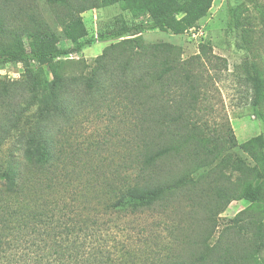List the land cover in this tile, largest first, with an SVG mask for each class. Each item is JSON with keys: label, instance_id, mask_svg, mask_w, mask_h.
Returning <instances> with one entry per match:
<instances>
[{"label": "rangeland", "instance_id": "1", "mask_svg": "<svg viewBox=\"0 0 264 264\" xmlns=\"http://www.w3.org/2000/svg\"><path fill=\"white\" fill-rule=\"evenodd\" d=\"M235 9L241 19L238 28H232ZM59 11L47 0H0V52L15 49L14 33L34 27L33 19L60 35V47H73L61 34ZM80 17L87 37L116 24L149 19L147 13L135 14L120 4L89 8ZM198 29L195 36L190 31H142L146 44L173 45L167 62L162 54L142 65L117 61L113 74L92 91L72 81V114L51 115L45 121L61 163L55 169L60 177L67 181L73 169L84 175L94 167L111 175L120 164L132 163L143 139L146 126L137 115L136 98L141 97L145 110L159 114L162 127L171 123L166 113L174 109L173 98L182 100L175 102L184 113L176 124L193 135L200 155L190 160L168 155L157 173L161 178L179 177L191 167L194 181L145 209L102 215L100 240L106 237L115 264H264V188L255 203L228 201L225 193L243 192L245 181L237 183L239 173L221 160L227 155L246 157L233 139L242 143L264 133V104H252V89L238 69L248 58L264 75V0H213ZM118 41H94L61 57L65 73L70 78L86 73L104 48ZM25 46L29 49L30 43ZM40 105L25 84L21 63L0 66V171L22 159L25 140L40 119ZM204 146L206 153L213 150L208 163L203 162ZM5 236L1 264H75L53 250L52 236L39 240L40 235L22 229Z\"/></svg>", "mask_w": 264, "mask_h": 264}, {"label": "trees", "instance_id": "2", "mask_svg": "<svg viewBox=\"0 0 264 264\" xmlns=\"http://www.w3.org/2000/svg\"><path fill=\"white\" fill-rule=\"evenodd\" d=\"M47 1L59 8L56 16L61 20V34L74 46L60 47V35L48 25L39 24L33 19L34 27H24L21 32L14 33L16 48L0 52V66L7 63L22 64L25 84L32 98H38L41 103L38 107L40 119L33 133L25 140L22 159L9 163L0 171V250L6 241L5 232L11 229L18 232L22 229L40 235L39 240L52 236L53 250L61 257H69L75 264H115L105 244L106 237L101 239L103 243L100 240L102 215L133 213L145 209L194 181L191 175L196 171L191 167L179 177L161 178L157 173L164 157L168 155L180 158L185 156L182 159L187 160L200 155L193 143V135L186 128L183 127V132L177 126L183 120L184 113L175 102L182 100L173 98L170 104L174 105L170 107L174 106V109L166 113L171 123L162 127L159 114L145 110L141 97L136 98L137 115L146 126L143 139L136 145L139 150L132 163L126 164L127 167L120 164L111 175L100 174L98 167H94V171L84 175L80 170L73 169L68 180L66 177L67 181L60 177L59 170L55 169L61 163L56 161L58 154L55 143L47 134L45 121L51 115L66 117L72 114L76 106L72 81L92 91L113 74L117 61L120 65L134 61L142 65L144 61L158 58L162 54L167 62L173 52V45L167 42L146 44L139 34L145 30L158 29L178 35L191 28H198V21L206 15L213 0ZM111 4H120L135 14L147 13L149 19L133 25L116 24L96 37H87L80 13L89 8ZM240 21L235 9L232 28L241 26ZM105 40L119 41L105 47L86 73L72 78L65 73V63L61 57L94 41ZM26 41L30 43L29 49L25 46ZM205 49L206 45L199 43L200 53H204ZM238 69L252 89V104L263 105V72L250 63L248 58L243 59ZM165 136L169 139L163 143ZM233 141L234 146L244 152L246 157L233 159L227 155L221 160L225 166L229 165L239 173L237 183L245 181V190L241 193L230 191L225 193V197L228 201L242 198L252 204L259 201L261 187L264 188V133L242 143L235 139ZM204 148L203 162L208 163L209 154L213 150L209 149L206 153ZM21 166L29 172L22 170ZM83 167L87 166L84 164ZM258 179L262 180L258 183L260 185H254L253 182Z\"/></svg>", "mask_w": 264, "mask_h": 264}, {"label": "built area", "instance_id": "3", "mask_svg": "<svg viewBox=\"0 0 264 264\" xmlns=\"http://www.w3.org/2000/svg\"><path fill=\"white\" fill-rule=\"evenodd\" d=\"M189 31L192 33L193 36H195L196 35L195 33L199 32V29L198 28H191V29H189Z\"/></svg>", "mask_w": 264, "mask_h": 264}]
</instances>
